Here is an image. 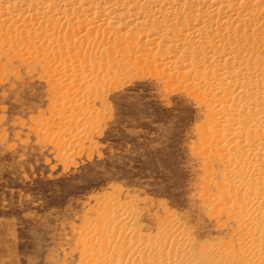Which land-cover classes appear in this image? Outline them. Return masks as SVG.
<instances>
[{"label": "rangeland", "instance_id": "obj_1", "mask_svg": "<svg viewBox=\"0 0 264 264\" xmlns=\"http://www.w3.org/2000/svg\"><path fill=\"white\" fill-rule=\"evenodd\" d=\"M132 49L140 58L141 48ZM5 50L0 264H98L103 256L104 264L140 261L144 252L128 253L110 228L148 243L168 223L188 252L207 245L212 264L228 258L257 263L241 246L264 240V230L221 203L228 170L214 150L209 112L196 87L187 89L175 73L144 59L130 65L126 58L101 76L79 68L85 54L60 55L69 64L75 60L66 71L28 57L31 50ZM52 63L59 72L48 70ZM120 215L126 222L115 219ZM97 228L105 232L100 239ZM88 233L96 234L94 252L82 243Z\"/></svg>", "mask_w": 264, "mask_h": 264}, {"label": "bare ground", "instance_id": "obj_2", "mask_svg": "<svg viewBox=\"0 0 264 264\" xmlns=\"http://www.w3.org/2000/svg\"><path fill=\"white\" fill-rule=\"evenodd\" d=\"M133 46L141 48L140 58L131 52ZM15 47L66 71L75 61L70 60L85 54L88 60H79V68L101 76L126 58L129 64L144 59L175 73L187 89L196 87L209 112L206 126L214 150L228 170L221 203L264 230V0H0V48L14 53ZM53 63L48 70L59 72ZM241 190L245 196L235 193ZM120 216L115 219L126 222ZM159 228L154 241L137 243L127 229L111 227L124 250L144 252L140 261L131 257L121 264H147L145 257L151 264L215 261L206 255L207 245L188 252L171 223ZM96 230L98 239L104 236ZM96 239L94 233L82 237L86 252L95 251ZM241 247L259 257L256 264H264V240ZM104 261L105 256L98 264ZM220 264L236 262L228 258Z\"/></svg>", "mask_w": 264, "mask_h": 264}]
</instances>
